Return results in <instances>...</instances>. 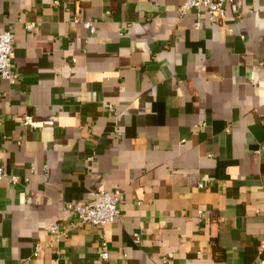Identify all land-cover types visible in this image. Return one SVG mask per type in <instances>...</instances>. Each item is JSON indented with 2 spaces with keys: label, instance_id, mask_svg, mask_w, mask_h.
<instances>
[{
  "label": "crops",
  "instance_id": "0c3cea01",
  "mask_svg": "<svg viewBox=\"0 0 264 264\" xmlns=\"http://www.w3.org/2000/svg\"><path fill=\"white\" fill-rule=\"evenodd\" d=\"M182 2L0 0V167L20 181L0 180V264L264 259V0L220 22ZM99 190L121 191L120 218L72 225L66 204Z\"/></svg>",
  "mask_w": 264,
  "mask_h": 264
},
{
  "label": "built area",
  "instance_id": "2783aa9c",
  "mask_svg": "<svg viewBox=\"0 0 264 264\" xmlns=\"http://www.w3.org/2000/svg\"><path fill=\"white\" fill-rule=\"evenodd\" d=\"M230 0H183L178 8V13L182 17L186 13L193 10H203L208 19L214 22H220L225 17V5ZM57 4V2H55ZM75 23L79 22L78 18H75ZM36 24L32 22H26L24 27L26 30H33ZM83 26L93 32L94 28L91 22H84ZM13 51H14V34L10 30H4L0 33V80L7 81L13 84L16 80V74L13 70ZM23 125L27 128L34 126L33 118L26 115L23 119ZM91 161V158H88ZM6 179L12 185L20 183L19 178L15 175L8 174L3 168L0 167V180ZM27 181V180H26ZM202 187V184H199ZM122 199V193L120 190L108 191H95L93 197L89 202L66 204V209L71 215L72 225H85L89 224L98 229L104 228L106 225L112 224L120 218L119 203ZM201 215L202 212L198 211ZM48 233L52 239L51 242H56L61 235L59 225L57 223H51L48 227ZM136 240L139 238L136 236ZM101 240V253L100 256L103 260L108 259V252L106 250V242L104 241L103 234L99 235ZM51 243L45 245L42 242H37L33 248V257L39 255V253L46 247H50ZM259 250H264V241L259 245ZM260 264H264V259L259 260Z\"/></svg>",
  "mask_w": 264,
  "mask_h": 264
}]
</instances>
